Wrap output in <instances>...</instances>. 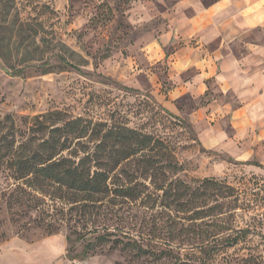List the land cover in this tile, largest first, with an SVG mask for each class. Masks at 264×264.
<instances>
[{
    "label": "rangeland",
    "instance_id": "374dc122",
    "mask_svg": "<svg viewBox=\"0 0 264 264\" xmlns=\"http://www.w3.org/2000/svg\"><path fill=\"white\" fill-rule=\"evenodd\" d=\"M167 1L0 0L7 44L0 52V115L60 112L90 121V128L118 122L151 134L168 144L181 170L174 178L187 186L175 203L122 206V231L164 252L159 259L108 246L84 257L65 224L49 234L36 215L13 216L0 176V264H264V162L246 165L205 150L191 123L167 112L141 75L129 67L123 81L134 51L165 28L158 14ZM227 237L236 242L225 245Z\"/></svg>",
    "mask_w": 264,
    "mask_h": 264
},
{
    "label": "trees",
    "instance_id": "16d2710c",
    "mask_svg": "<svg viewBox=\"0 0 264 264\" xmlns=\"http://www.w3.org/2000/svg\"><path fill=\"white\" fill-rule=\"evenodd\" d=\"M5 41L0 36L2 53ZM90 126L60 112L19 120L0 115V176L8 182L7 208L13 216L36 215L34 222L49 234L65 224L83 243L84 257L108 246L136 258L159 259L164 252L122 231L121 211L125 204L155 198L175 203L183 197L187 186L174 178L181 170L172 150L162 139L118 122ZM225 189L232 197V189Z\"/></svg>",
    "mask_w": 264,
    "mask_h": 264
},
{
    "label": "crops",
    "instance_id": "0c3cea01",
    "mask_svg": "<svg viewBox=\"0 0 264 264\" xmlns=\"http://www.w3.org/2000/svg\"><path fill=\"white\" fill-rule=\"evenodd\" d=\"M165 28L134 51L162 107L191 123L201 147L264 162V0H168Z\"/></svg>",
    "mask_w": 264,
    "mask_h": 264
}]
</instances>
